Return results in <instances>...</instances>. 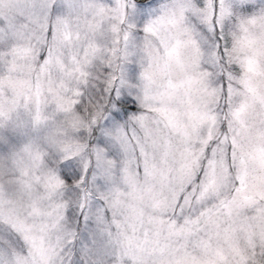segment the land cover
Segmentation results:
<instances>
[{"label":"snow or ice","instance_id":"snow-or-ice-1","mask_svg":"<svg viewBox=\"0 0 264 264\" xmlns=\"http://www.w3.org/2000/svg\"><path fill=\"white\" fill-rule=\"evenodd\" d=\"M0 264H264V0H0Z\"/></svg>","mask_w":264,"mask_h":264}]
</instances>
